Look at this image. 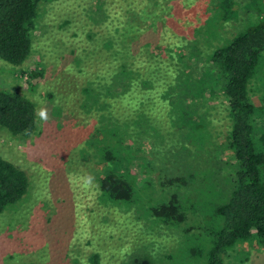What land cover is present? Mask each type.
Here are the masks:
<instances>
[{
    "label": "trees",
    "instance_id": "obj_1",
    "mask_svg": "<svg viewBox=\"0 0 264 264\" xmlns=\"http://www.w3.org/2000/svg\"><path fill=\"white\" fill-rule=\"evenodd\" d=\"M42 1L0 0V59L22 65L29 57L31 35L37 28L38 6ZM198 1L103 0L98 9L100 17L94 22L98 29L92 34L99 67L96 66L98 74L89 86L96 87H91L86 95L97 94L96 115L116 117L111 130L116 141L107 143L108 134H102L101 142L112 144L117 153L104 145L100 154L101 159L112 161L115 167L101 174L96 189L101 193L102 204L112 201L116 203L112 206H123L124 209L119 210L122 212H130L128 205L134 208L132 200V203L141 200L138 176L131 164L136 160L133 158H139L143 174L147 173L143 184H151L152 161L148 157L160 132V121L154 115H168L173 126L179 125L178 119L191 121L199 115V122L195 123L199 128L200 121L214 115L218 104L221 105L222 113L230 122L222 137L236 161V170L228 202L216 208L222 221L209 234L205 263L223 264L222 256L238 243L251 240L264 243V181L261 177L264 152L257 149L254 139L255 116L264 106L253 102L250 96V84L264 58V9L253 3L254 0H239L241 5L251 4L250 8L240 10L239 6L232 10L233 0H222L223 5L216 11L208 6L212 0L204 4ZM231 16L239 18L238 31L217 37L216 30L223 26L221 22ZM28 75L33 87L42 72L32 68ZM208 89L214 95L207 97ZM91 97L88 99L93 100ZM164 117L162 122L168 120ZM0 128L20 138L33 135L37 128L34 103L19 92L0 89ZM181 130L179 127L178 131ZM139 147L144 148L148 157L131 158L132 150ZM171 149L173 161L169 164L174 163L173 155L177 153L172 145ZM125 158L128 159L126 164ZM177 170L174 169L175 174L161 175L160 190L186 185L185 177ZM27 187L25 171L0 156V214L18 202ZM182 199L181 194L173 192L142 215L138 214L151 231L143 228V224L139 230L133 229L130 240H122L117 245L116 259L143 238L149 239L148 245H153L174 243L190 235L193 226H181L187 219ZM87 243L90 245L89 240ZM148 247L143 245L140 251L143 253ZM102 250L89 251L88 259L74 264H104L98 262L104 253ZM202 253L203 250L200 256ZM150 254H143L145 258L134 256L124 264H164L163 261L171 258ZM185 260L182 254L181 262Z\"/></svg>",
    "mask_w": 264,
    "mask_h": 264
},
{
    "label": "rangeland",
    "instance_id": "obj_2",
    "mask_svg": "<svg viewBox=\"0 0 264 264\" xmlns=\"http://www.w3.org/2000/svg\"><path fill=\"white\" fill-rule=\"evenodd\" d=\"M102 2H40L29 57L22 65L0 59V89L19 92L30 99L37 119V128L28 138L13 136L0 128V156L24 170L28 177L26 193L0 214V264H74L88 259L89 251L100 252V248L104 253L98 262L104 264H124L137 255L145 258V253H151L152 257L154 254L170 256V261H163L164 264H206L209 234L222 221L216 208L228 202L236 170V161L222 137L230 122L220 104L214 115L200 121L199 128L195 124L199 122V115L191 121L176 120L178 126L172 125L168 115H154L160 121V132L150 147L151 155L146 156L141 147L130 154L131 158L151 159L150 186L143 184L147 173L143 174L139 158H133L136 160L131 164L138 176L141 200L135 203L132 200L134 208L128 205L130 212L119 211L123 206H112L116 205L112 201L107 205L101 203V193L96 189L98 179L115 164L105 162L100 154L104 145L117 153L112 144L101 142L102 134H108L107 143L116 141L111 135L115 115H96L97 94L86 95V91L96 87L89 86L99 67L92 34L98 29L94 22L100 17L98 9ZM198 2L204 4L206 0ZM252 2L264 9V0ZM222 5V0L208 4L216 11ZM239 6L245 10L251 4L241 5L239 0H233L230 9L236 10ZM221 23V30L220 26L216 30L219 38L232 35L240 27L236 16ZM258 66L250 84V96L253 102L264 106V58ZM32 68L42 72L33 87L28 82V70ZM212 95L208 89L206 96ZM90 96L93 100L88 99ZM42 110L46 112V119L39 115ZM259 112L254 120V139L257 149L264 152V109ZM163 116L168 120L162 122ZM171 145L177 153L173 155L174 163L169 164L173 161ZM174 169L185 177L186 185L160 190L161 175L175 174ZM261 177L264 181V166ZM173 192L183 198L182 209L187 219L181 226L192 225L194 231L174 243L148 245L149 239L137 240L117 260V245L122 240L129 241L133 229L139 230L143 224V228L151 231L138 214L142 215ZM143 245L149 247L142 253ZM182 254L186 256L184 262H181ZM222 258L223 264H264V243L257 244L255 240L238 243Z\"/></svg>",
    "mask_w": 264,
    "mask_h": 264
},
{
    "label": "clouds",
    "instance_id": "obj_3",
    "mask_svg": "<svg viewBox=\"0 0 264 264\" xmlns=\"http://www.w3.org/2000/svg\"><path fill=\"white\" fill-rule=\"evenodd\" d=\"M39 115H40L41 118H45V119H46V112H45V111L42 110V111L39 113Z\"/></svg>",
    "mask_w": 264,
    "mask_h": 264
}]
</instances>
